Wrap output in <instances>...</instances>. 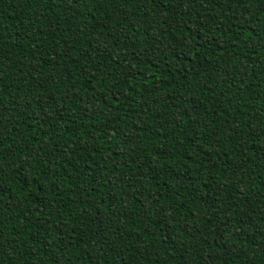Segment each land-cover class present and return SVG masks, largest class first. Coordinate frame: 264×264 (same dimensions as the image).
<instances>
[{
	"label": "trees",
	"instance_id": "trees-1",
	"mask_svg": "<svg viewBox=\"0 0 264 264\" xmlns=\"http://www.w3.org/2000/svg\"><path fill=\"white\" fill-rule=\"evenodd\" d=\"M0 264H264V0H0Z\"/></svg>",
	"mask_w": 264,
	"mask_h": 264
}]
</instances>
